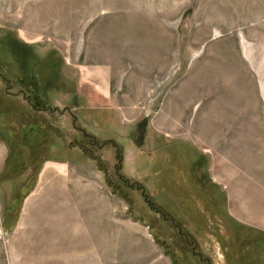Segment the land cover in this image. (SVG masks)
Returning a JSON list of instances; mask_svg holds the SVG:
<instances>
[{"label":"rangeland","instance_id":"374dc122","mask_svg":"<svg viewBox=\"0 0 264 264\" xmlns=\"http://www.w3.org/2000/svg\"><path fill=\"white\" fill-rule=\"evenodd\" d=\"M238 260L264 264V0H0V264Z\"/></svg>","mask_w":264,"mask_h":264},{"label":"crops","instance_id":"0c3cea01","mask_svg":"<svg viewBox=\"0 0 264 264\" xmlns=\"http://www.w3.org/2000/svg\"><path fill=\"white\" fill-rule=\"evenodd\" d=\"M81 80L82 82L84 81L87 83H84V85L81 87L82 92H80V89H77L79 90L77 92H80L82 94L81 96L83 97L85 102L87 101L90 102L92 95L98 96L101 99L104 98L105 96H108L109 94L108 81L106 80L103 74L91 75L90 73H84V76H82V78L79 80L77 86L81 85ZM86 90L87 93L85 92Z\"/></svg>","mask_w":264,"mask_h":264},{"label":"trees","instance_id":"16d2710c","mask_svg":"<svg viewBox=\"0 0 264 264\" xmlns=\"http://www.w3.org/2000/svg\"><path fill=\"white\" fill-rule=\"evenodd\" d=\"M36 62V61H34ZM36 65V64H35ZM30 66V65H29ZM29 66H26V68H28V70L30 69ZM23 68H25L23 66ZM41 98L42 97H36V96H29V98L27 99L28 103L30 104V106L33 108V109H37V110H44L45 108H41ZM239 261L241 262L242 260H238V263L239 264ZM256 263V262H255Z\"/></svg>","mask_w":264,"mask_h":264},{"label":"bare ground","instance_id":"6f19581e","mask_svg":"<svg viewBox=\"0 0 264 264\" xmlns=\"http://www.w3.org/2000/svg\"><path fill=\"white\" fill-rule=\"evenodd\" d=\"M57 166H52V165H48V166H46V168L44 169V173L43 174H46V171H48L49 169H53L54 171H56L57 170V173L58 172H60L62 175H65L64 174V165L63 164H56ZM49 168V169H48ZM52 171V170H51ZM48 174H49V172H48ZM51 174H52V172H51ZM54 174V173H53ZM67 176V175H66ZM65 176V177H66ZM49 178H52V177H49ZM43 179V178H42ZM61 179V178H60ZM56 182H58V181H56ZM60 183V182H59ZM60 189V188H59ZM62 189V188H61ZM88 195V194H87ZM62 196H64L63 194H61L60 195V197H62ZM61 199V198H60ZM65 207V206H64Z\"/></svg>","mask_w":264,"mask_h":264}]
</instances>
